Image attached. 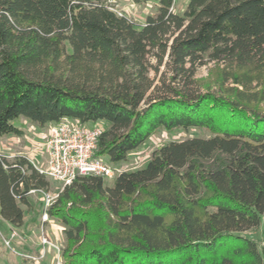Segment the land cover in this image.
<instances>
[{"label": "trees", "instance_id": "16d2710c", "mask_svg": "<svg viewBox=\"0 0 264 264\" xmlns=\"http://www.w3.org/2000/svg\"><path fill=\"white\" fill-rule=\"evenodd\" d=\"M149 1L157 10L138 25L105 0H0V136L23 137L20 118L42 129L103 122L95 155L119 165L156 130H204L111 187L99 177L64 187L48 212L62 262L264 264L246 234L264 215V0H186L181 14L173 0ZM209 62L218 79L201 86ZM48 188L25 156H0L11 228L24 224L29 191Z\"/></svg>", "mask_w": 264, "mask_h": 264}, {"label": "rangeland", "instance_id": "374dc122", "mask_svg": "<svg viewBox=\"0 0 264 264\" xmlns=\"http://www.w3.org/2000/svg\"><path fill=\"white\" fill-rule=\"evenodd\" d=\"M173 2L172 12L174 14H181L186 7L187 1L173 0ZM105 4H107L110 9L118 16L119 14L123 15L131 22H135L138 25H142L148 16H152L156 12L158 7L155 2L149 0L140 1L138 3L132 2V0H105ZM218 69L219 68L215 67L212 62L206 63L205 66L198 68L196 70V78L201 83V86H206L209 82H215L218 79ZM162 71L163 68H160L158 78L160 77ZM150 74V76H153L152 73ZM259 107L261 110H264L262 104H260ZM13 125L23 131V137L16 138L13 135L4 137L0 136V156L7 157L5 159H7V161H11L15 156L27 157L25 153H40L43 154L42 158L38 160V162L34 161V163L37 169L44 167L46 164L44 154L45 150L41 147V144L43 143L42 132L44 131V128L42 129L22 118L14 120ZM100 125L102 130L107 128L106 124L103 122L100 123ZM210 136V133L208 134L204 130L197 128L173 131H164L159 129L156 130V132H154L137 150L130 152L127 156V161L116 166L119 170V174L124 172H134L144 168L150 161L152 152L165 146L166 143L180 142L195 137L207 139ZM114 180L115 179L104 181L105 186L111 187ZM47 181L49 183L48 191H50L51 194H58L61 190V184L48 179ZM29 201L30 207H22L24 210L25 220L29 221L28 219L30 217H36V219H39L41 210L43 208V205L40 201V196L30 195ZM30 212L33 213L32 216H30ZM12 231H14L19 237L13 238V240L10 242V247L8 248L4 245L3 241L5 239H10V232ZM46 234L51 244L60 248L62 255V250L65 246V238L60 224L55 221V224L47 226ZM246 234L254 240L256 239L259 242L261 249L264 250V215L259 228L247 231ZM39 241L40 234L38 233L37 229L32 230V232L29 230L26 233L23 230H17L15 227H12L8 230L4 229L0 224V264H53V259L56 257L57 253L52 248H47L42 260L35 263H32L28 260L25 261L21 257L23 254L27 253L33 254L35 256L39 255L41 251Z\"/></svg>", "mask_w": 264, "mask_h": 264}, {"label": "built area", "instance_id": "2783aa9c", "mask_svg": "<svg viewBox=\"0 0 264 264\" xmlns=\"http://www.w3.org/2000/svg\"><path fill=\"white\" fill-rule=\"evenodd\" d=\"M120 15V14H119ZM103 130L100 123H82L73 119L53 123L47 126L42 132L43 143L41 147L45 150V166L35 169L46 179L61 184L63 188L70 185L77 179L85 177H99L104 181H110L119 176L116 165L109 163L105 158L96 156L97 143ZM33 164V163H32ZM30 195L40 196L43 208L39 216L38 233L40 234L39 255L23 254L21 257L25 261L32 263L42 260L47 248L55 250L56 257L53 264H64L61 259V250L54 246L48 239L46 227L55 224L48 212L57 198L58 194H51L48 190H30ZM10 239L3 241L6 247H10L13 238L19 236L14 231L10 232Z\"/></svg>", "mask_w": 264, "mask_h": 264}, {"label": "crops", "instance_id": "0c3cea01", "mask_svg": "<svg viewBox=\"0 0 264 264\" xmlns=\"http://www.w3.org/2000/svg\"><path fill=\"white\" fill-rule=\"evenodd\" d=\"M100 123V122H99ZM102 123V122H101ZM25 153V152H24ZM25 155L27 156L26 158L31 162V163H33V165L35 166V163H34V161H36V162H38V160H40L41 158H42V156H43V154H40V153H35V154H30V153H25ZM5 158H7V157H5ZM36 167V166H35ZM30 216H32L33 215V213L32 212H30ZM24 224H23V226L21 227V228H17V230H23V231H25L26 233L30 230V232H32V230H35V229H37L38 230V227H39V219L37 218L36 219V217L34 218H29L28 220L29 221H27V220H25V216H24ZM0 224H1V226L4 228V229H11V226L8 224V223H6L5 221H3L2 219H0Z\"/></svg>", "mask_w": 264, "mask_h": 264}]
</instances>
